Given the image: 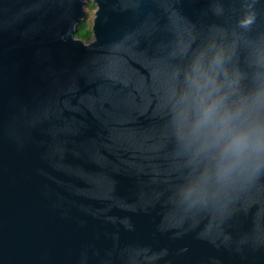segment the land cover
Instances as JSON below:
<instances>
[{
	"label": "water",
	"instance_id": "95a60500",
	"mask_svg": "<svg viewBox=\"0 0 264 264\" xmlns=\"http://www.w3.org/2000/svg\"><path fill=\"white\" fill-rule=\"evenodd\" d=\"M0 264H264V0H0Z\"/></svg>",
	"mask_w": 264,
	"mask_h": 264
},
{
	"label": "trees",
	"instance_id": "16d2710c",
	"mask_svg": "<svg viewBox=\"0 0 264 264\" xmlns=\"http://www.w3.org/2000/svg\"><path fill=\"white\" fill-rule=\"evenodd\" d=\"M90 8H95V6L93 4L89 5ZM92 22L89 21L88 19L85 20L77 29V31L75 32V36L78 38H81L83 41H89L91 39V31H90V27H91Z\"/></svg>",
	"mask_w": 264,
	"mask_h": 264
},
{
	"label": "rangeland",
	"instance_id": "374dc122",
	"mask_svg": "<svg viewBox=\"0 0 264 264\" xmlns=\"http://www.w3.org/2000/svg\"><path fill=\"white\" fill-rule=\"evenodd\" d=\"M90 4H93L92 2H89L88 5L85 7V11H86V20L88 19L89 21H91L92 17H93V13H94V9L95 8H90ZM94 5V4H93ZM95 6V5H94Z\"/></svg>",
	"mask_w": 264,
	"mask_h": 264
}]
</instances>
